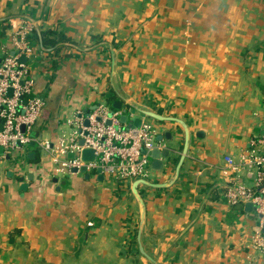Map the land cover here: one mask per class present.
<instances>
[{"label": "crops", "instance_id": "1", "mask_svg": "<svg viewBox=\"0 0 264 264\" xmlns=\"http://www.w3.org/2000/svg\"><path fill=\"white\" fill-rule=\"evenodd\" d=\"M9 18L32 25L24 63L43 106L29 141L0 153V264H264L247 248L253 209L227 204L221 174L226 155H264V0H0V58ZM99 103L168 149L159 168L148 156L138 198L134 179L55 172L43 146Z\"/></svg>", "mask_w": 264, "mask_h": 264}, {"label": "built area", "instance_id": "2", "mask_svg": "<svg viewBox=\"0 0 264 264\" xmlns=\"http://www.w3.org/2000/svg\"><path fill=\"white\" fill-rule=\"evenodd\" d=\"M11 32V53L4 52L0 58V146L8 150L29 141V131L41 113L43 100L33 92V80L20 57L31 53L27 39L32 25L25 19H8ZM8 89L10 92L8 93ZM111 112L110 115L108 113ZM119 111H111L99 103L85 114H76L67 121L69 132L60 135L55 144L43 146L50 153L55 172L94 171L110 174L116 180L142 179L147 174L148 156L157 147L151 125L140 120L134 132L120 123ZM87 126L82 125L83 119ZM263 134L258 142H264ZM82 143H78V139ZM90 149L91 159H83L81 151ZM241 170L252 173V187L238 182L236 174ZM221 174L227 177L225 185L226 202L235 205L250 202L256 221L254 230L248 235L247 248L257 254L264 263V155L253 148L240 152L235 158L223 157ZM89 224V223H88Z\"/></svg>", "mask_w": 264, "mask_h": 264}, {"label": "water", "instance_id": "3", "mask_svg": "<svg viewBox=\"0 0 264 264\" xmlns=\"http://www.w3.org/2000/svg\"><path fill=\"white\" fill-rule=\"evenodd\" d=\"M35 26V25H34ZM19 60L21 62H24L25 61V58L24 57H20ZM10 92V90L8 89V93ZM112 106L114 108H118L119 106L118 105H114L112 104ZM139 112L143 115V116H146V117H150V118H153L155 120H159V121H163V120H170V121H177L175 118L173 117H169V116H161L159 115L158 113L156 112H153V111H150V110H143V109H140ZM111 112L108 113V115H110ZM120 123H124L125 122V119H126V115L124 114V112L122 111V114L119 115L118 117ZM87 120L84 118L83 121H82V125L83 126H87ZM139 123H140V118H135L132 120V122H127L126 124V127L128 128H131L132 131L134 132L135 128L139 126ZM181 124V123H180ZM182 128H183V133H184V137H183V143H182V147H181V152H180V155H179V158L176 162V165L174 167V175H173V178L172 180L176 177L177 175V172H178V168L180 166V163L183 159V156H184V153H185V150H186V147H187V140H188V135H187V129L185 128V125L184 124H181ZM160 138H156V141H159ZM78 143L81 144L82 143V139H78ZM2 152V147L0 146V153ZM158 155L160 156H163V157H166L168 155V149L164 148V149H158V148H153L150 150L149 152V156L153 159V161H155L157 163L158 166L154 167V168H159L161 162L157 161V157ZM81 157L83 159H91L92 157V151L90 149H84L81 151ZM96 171H100L99 168H96L95 169ZM72 173H75L76 172V169L75 168H72L70 170ZM79 172H83L85 177L87 178L88 177V173L85 172V169L84 167H79L78 169ZM171 180V181H172ZM138 183H142V184H146L147 182L143 179H134L132 184H131V188H132V191L133 193L135 194V196L138 198V195H137V192L135 190V187ZM158 186H165V184H158ZM141 204V202H140ZM244 205L245 207L249 210V209H253V206L251 205L250 202H244ZM142 208H141V219H142ZM140 224H141V220H140ZM139 229L137 231V244H138V251L145 257L147 258L148 260L154 262L142 249V246L139 242ZM260 231L264 232V224L260 227ZM155 263V262H154ZM155 264H160V263H155Z\"/></svg>", "mask_w": 264, "mask_h": 264}]
</instances>
